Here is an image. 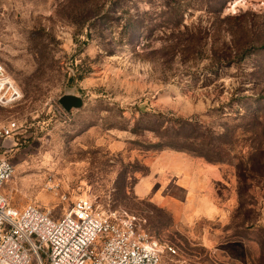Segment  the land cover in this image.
Returning a JSON list of instances; mask_svg holds the SVG:
<instances>
[{
  "label": "rangeland",
  "instance_id": "1",
  "mask_svg": "<svg viewBox=\"0 0 264 264\" xmlns=\"http://www.w3.org/2000/svg\"><path fill=\"white\" fill-rule=\"evenodd\" d=\"M0 63L22 92L0 104L11 206L87 198L161 264H264V0H0Z\"/></svg>",
  "mask_w": 264,
  "mask_h": 264
},
{
  "label": "built area",
  "instance_id": "2",
  "mask_svg": "<svg viewBox=\"0 0 264 264\" xmlns=\"http://www.w3.org/2000/svg\"><path fill=\"white\" fill-rule=\"evenodd\" d=\"M22 92L0 63V104L13 105ZM12 122L0 128L11 136ZM14 165L0 157V264H161L162 247L126 211L105 212L87 198L78 199L59 219L29 205L11 206L2 187ZM172 253L175 249L169 247Z\"/></svg>",
  "mask_w": 264,
  "mask_h": 264
},
{
  "label": "crops",
  "instance_id": "3",
  "mask_svg": "<svg viewBox=\"0 0 264 264\" xmlns=\"http://www.w3.org/2000/svg\"><path fill=\"white\" fill-rule=\"evenodd\" d=\"M178 154V155H177ZM161 156L162 155H164V156H166V158L164 159L165 161H166V164L167 163H170V161L171 160H174L175 158H176V156H183V155H185V154H179V153H177V152H164V153H162V154H160ZM188 157V156H187ZM185 158V157H184ZM183 158V159H184ZM186 160H187V163H190V160H188V158H185ZM206 166V165H205ZM206 167H208V164H207V166ZM206 172H204V177L210 182L212 179H211V177L209 176V175H207V174H205ZM208 182V183H209ZM168 183H170V181H168ZM151 184V180L150 179H144V180H142V181H140V183L138 184V187L140 186V188L142 187H144L146 190H148V188H149V185ZM171 184V183H170Z\"/></svg>",
  "mask_w": 264,
  "mask_h": 264
},
{
  "label": "water",
  "instance_id": "4",
  "mask_svg": "<svg viewBox=\"0 0 264 264\" xmlns=\"http://www.w3.org/2000/svg\"><path fill=\"white\" fill-rule=\"evenodd\" d=\"M60 102L65 106L66 110L70 111L73 107L79 108L83 105V100L80 96L67 94L61 97Z\"/></svg>",
  "mask_w": 264,
  "mask_h": 264
},
{
  "label": "trees",
  "instance_id": "5",
  "mask_svg": "<svg viewBox=\"0 0 264 264\" xmlns=\"http://www.w3.org/2000/svg\"><path fill=\"white\" fill-rule=\"evenodd\" d=\"M130 22V21H129ZM130 25V24H129ZM138 27L137 23H135V21H131V42H133V38H134V30ZM262 108H256L253 110V115H257V113L261 110Z\"/></svg>",
  "mask_w": 264,
  "mask_h": 264
}]
</instances>
